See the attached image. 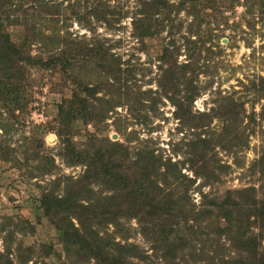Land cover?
<instances>
[{
    "label": "rangeland",
    "instance_id": "obj_1",
    "mask_svg": "<svg viewBox=\"0 0 264 264\" xmlns=\"http://www.w3.org/2000/svg\"><path fill=\"white\" fill-rule=\"evenodd\" d=\"M41 1L45 12L0 0V32L26 55L20 77H0V264H102L79 249L74 227L127 264H251L240 244L255 238L264 252V229L239 212L251 195L264 200V0H166L151 19V0ZM66 46L97 48L58 59ZM73 98L86 116L68 121L65 150L58 111ZM97 151L120 173L145 158L175 200L173 218L126 216L131 196L112 202L118 219L91 216L88 231L46 215L41 195L69 192L86 167L72 164L77 153ZM89 187L78 204L112 194L100 179ZM225 199L240 203L231 219L218 215ZM188 209L196 219L175 218ZM163 222L173 225L166 242Z\"/></svg>",
    "mask_w": 264,
    "mask_h": 264
},
{
    "label": "trees",
    "instance_id": "obj_2",
    "mask_svg": "<svg viewBox=\"0 0 264 264\" xmlns=\"http://www.w3.org/2000/svg\"><path fill=\"white\" fill-rule=\"evenodd\" d=\"M23 2V1H22ZM31 5H35L37 7V11L41 9V7L38 8L40 4H43L41 0H31ZM145 3V2H144ZM166 3V0H151L146 3L147 9L144 11L146 13V18L148 19L150 16H153L155 14V7H163ZM44 6V5H42ZM22 11L23 15H27V9L23 5L21 6L19 4V10ZM40 11V12H41ZM50 14H55L54 11H49ZM1 12H0V24H1ZM149 19V20H150ZM141 20V24H143ZM25 23H27L25 21ZM135 30L139 33V22L133 21ZM151 23H148L146 28L147 30L143 29L147 33L149 32V29L151 30ZM143 26V25H142ZM149 28V29H148ZM95 48H86L85 46L81 49H74L73 46H66L63 48L64 50H60L61 52L58 55V59L67 60L69 55H71V51L75 52L78 51L81 53V55H87L89 52H95ZM24 48L19 46H14L12 43H10L9 37L6 33L0 32V77L4 76L11 80V76L13 78H18L23 74L25 71V62L23 63L22 60L25 59L24 54ZM27 58V61H29V58ZM102 59H99L102 62L107 61V58L104 59L103 56H101ZM37 57L32 60L31 62L34 63L37 61ZM50 65V62H48L45 66ZM191 70L192 68L189 67L188 63L182 64V71L187 72ZM10 74V75H8ZM8 75V76H5ZM190 100H192V96L186 97ZM82 99L73 98L67 101V106L63 109L58 111V117L60 122V128L58 131V135L60 137V141L62 143L63 149L67 150L69 147V138L65 136L67 134L68 128V121H70L73 117H82L86 116L85 108H83V102ZM175 103L180 107L182 103L179 100H176ZM113 143L112 145H114ZM120 145V144H119ZM121 146V145H120ZM122 147V146H121ZM120 156L122 157L124 155V151H126V146L122 147L120 149ZM110 152V151H109ZM108 152V154H109ZM101 151H97L94 153H91L89 155L83 154L78 152L76 159H73V163L78 162H84L85 164V171L83 172L82 176H79L78 179H76L70 189L69 192L64 194L63 196L55 195L51 192L43 193L41 195V203L44 207L45 214L48 216H51L53 219L54 217L60 215L61 217L59 219H77V223L79 226L83 227V230H90V220L89 218L91 216H97L98 214L103 216H111V219H118V214L116 211H119L120 206H114L112 202L115 200L121 198V197H128L131 196L134 198V201L130 205L129 208H137L136 211L127 213L125 212L126 216L142 219L141 214L144 213L145 215H150L152 219H172L173 215L171 214L172 209L175 205V200H172L169 194L164 193L162 191V188L159 186L158 181L155 179H152L150 177V168L148 161L144 158L143 162L141 158H137L135 161H133L137 167L136 173H128L123 172L120 173L108 162V159L111 155H107L106 158L103 157V154H100ZM109 156V157H108ZM149 159V158H148ZM68 180V178H66ZM101 180L106 186V188L111 189L110 195H99L97 197L96 201H91L92 204H85L80 205L77 203V198H80L83 196L84 193H92V189L89 187L90 183L95 182L96 180ZM246 193L250 192L252 189H244ZM252 196V199H244L243 203L248 202L250 207L247 208V210L244 213H241L240 208L238 209L239 202L233 201V206H229V200L225 199L224 201L220 203H216V208L218 209V215L225 217V219H231L232 215L234 214V211L237 209L240 211L239 214L241 216L246 217H252L254 221H257L260 227L264 229V200L261 204H258L256 199ZM250 200V201H249ZM100 201H103L101 203ZM94 202V204H93ZM113 205V206H112ZM235 206V208H234ZM123 210V207H121ZM127 209V208H126ZM115 210V211H114ZM67 212V213H66ZM68 212H71L73 216H70ZM192 209H188L184 212H179V215L177 214L175 218L178 219H196L195 216L190 217L192 214ZM191 214V215H190ZM194 215H196L194 213ZM182 216V217H181ZM174 218V219H175ZM200 219V217H197ZM247 219V218H246ZM73 225V224H72ZM173 225L166 223H162L160 231L162 232V235L165 239H162L166 242V240L169 239L171 232H172ZM74 237L76 244H79V249H86V251L89 253L88 255L92 258H95L97 261H100L102 264H127L125 261H119L117 258L118 256L113 255L114 247L110 243H105L104 238L100 237L97 233L94 231H90L91 238L90 240L86 241L85 237L79 232V228L74 227ZM73 230V231H74ZM63 234L66 236L69 235L68 229L62 231ZM73 239H68L67 241L73 242ZM244 242V241H242ZM116 244V243H114ZM258 244L259 241L255 238H248L247 242H244L240 244V248L242 250H249L253 261L251 264H264V252L258 251ZM117 245V244H116ZM127 246V245H125ZM118 247H123L121 245H118ZM109 248L111 250L109 251ZM167 248V247H166ZM168 249V248H167Z\"/></svg>",
    "mask_w": 264,
    "mask_h": 264
}]
</instances>
